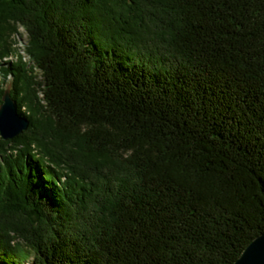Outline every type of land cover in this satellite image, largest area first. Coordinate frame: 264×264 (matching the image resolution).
<instances>
[{"label": "trees", "instance_id": "1", "mask_svg": "<svg viewBox=\"0 0 264 264\" xmlns=\"http://www.w3.org/2000/svg\"><path fill=\"white\" fill-rule=\"evenodd\" d=\"M21 27L0 264H234L264 232V0H0V58Z\"/></svg>", "mask_w": 264, "mask_h": 264}, {"label": "water", "instance_id": "2", "mask_svg": "<svg viewBox=\"0 0 264 264\" xmlns=\"http://www.w3.org/2000/svg\"><path fill=\"white\" fill-rule=\"evenodd\" d=\"M0 105V131L5 138H13L30 125V119L18 110L11 94V84ZM234 264H264V232L258 235L243 251Z\"/></svg>", "mask_w": 264, "mask_h": 264}, {"label": "rangeland", "instance_id": "3", "mask_svg": "<svg viewBox=\"0 0 264 264\" xmlns=\"http://www.w3.org/2000/svg\"><path fill=\"white\" fill-rule=\"evenodd\" d=\"M21 34H18V42H17V47L19 48L17 50L18 53H21L23 55L24 60L27 62H30L31 56L28 52V40H27V30L21 27Z\"/></svg>", "mask_w": 264, "mask_h": 264}]
</instances>
